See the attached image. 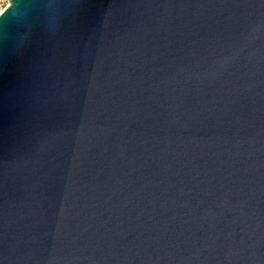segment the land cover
I'll return each mask as SVG.
<instances>
[{
  "label": "water",
  "instance_id": "95a60500",
  "mask_svg": "<svg viewBox=\"0 0 264 264\" xmlns=\"http://www.w3.org/2000/svg\"><path fill=\"white\" fill-rule=\"evenodd\" d=\"M0 264H264V0H16Z\"/></svg>",
  "mask_w": 264,
  "mask_h": 264
},
{
  "label": "clouds",
  "instance_id": "9594fccd",
  "mask_svg": "<svg viewBox=\"0 0 264 264\" xmlns=\"http://www.w3.org/2000/svg\"><path fill=\"white\" fill-rule=\"evenodd\" d=\"M16 0H8V7L0 10V18H4V13L7 12L10 15H15Z\"/></svg>",
  "mask_w": 264,
  "mask_h": 264
},
{
  "label": "rangeland",
  "instance_id": "374dc122",
  "mask_svg": "<svg viewBox=\"0 0 264 264\" xmlns=\"http://www.w3.org/2000/svg\"><path fill=\"white\" fill-rule=\"evenodd\" d=\"M7 5H8V0H0V10L5 9Z\"/></svg>",
  "mask_w": 264,
  "mask_h": 264
},
{
  "label": "snow or ice",
  "instance_id": "6c2138e0",
  "mask_svg": "<svg viewBox=\"0 0 264 264\" xmlns=\"http://www.w3.org/2000/svg\"><path fill=\"white\" fill-rule=\"evenodd\" d=\"M7 14V12L4 13V16Z\"/></svg>",
  "mask_w": 264,
  "mask_h": 264
}]
</instances>
